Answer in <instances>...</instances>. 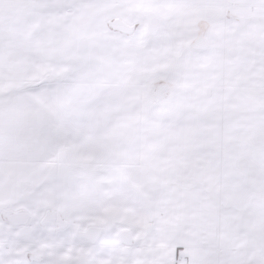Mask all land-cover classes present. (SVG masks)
Returning <instances> with one entry per match:
<instances>
[{
    "label": "snow or ice",
    "instance_id": "snow-or-ice-1",
    "mask_svg": "<svg viewBox=\"0 0 264 264\" xmlns=\"http://www.w3.org/2000/svg\"><path fill=\"white\" fill-rule=\"evenodd\" d=\"M0 264H264V0H0Z\"/></svg>",
    "mask_w": 264,
    "mask_h": 264
}]
</instances>
